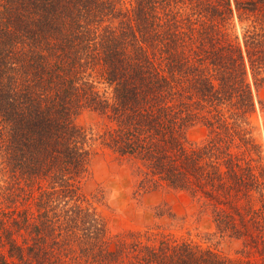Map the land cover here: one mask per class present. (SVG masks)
I'll return each mask as SVG.
<instances>
[{
    "label": "trees",
    "instance_id": "obj_1",
    "mask_svg": "<svg viewBox=\"0 0 264 264\" xmlns=\"http://www.w3.org/2000/svg\"><path fill=\"white\" fill-rule=\"evenodd\" d=\"M248 75L264 87V0H0V264H264ZM194 124L205 134L188 141ZM93 141L125 162L134 197L186 192L209 245L176 236L164 204L110 232L104 190L81 191Z\"/></svg>",
    "mask_w": 264,
    "mask_h": 264
},
{
    "label": "rangeland",
    "instance_id": "obj_2",
    "mask_svg": "<svg viewBox=\"0 0 264 264\" xmlns=\"http://www.w3.org/2000/svg\"><path fill=\"white\" fill-rule=\"evenodd\" d=\"M231 31L239 37L240 28L235 19ZM248 81L254 101L250 121L255 126V136L264 153V110L258 105V101L264 99V87L255 89L249 75ZM76 123L91 127L95 132L98 130L92 113H82L77 117ZM204 134V127L194 124L186 130L185 137L188 141H198ZM96 188L105 192V204L97 205V209L105 214L110 232L141 229L149 225L154 220L153 207L164 204L171 213L183 220L181 228L172 229L176 236L186 238L196 245H209L203 238V233L212 229L210 219L203 213H197L196 204L186 192L159 189L134 197L133 180L125 162L101 147L97 141H93L90 177L82 184L81 191L89 195ZM160 221H164V218ZM235 247V242H221L215 248L224 254L231 253Z\"/></svg>",
    "mask_w": 264,
    "mask_h": 264
}]
</instances>
